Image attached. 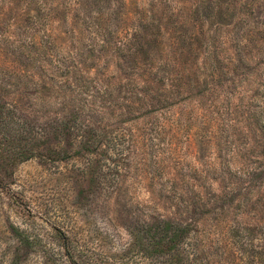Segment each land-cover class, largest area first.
Instances as JSON below:
<instances>
[{
  "label": "rangeland",
  "instance_id": "1",
  "mask_svg": "<svg viewBox=\"0 0 264 264\" xmlns=\"http://www.w3.org/2000/svg\"><path fill=\"white\" fill-rule=\"evenodd\" d=\"M47 1L58 9L51 13L53 22L37 33L22 1L0 0V102L30 124L46 127L44 145L60 153L66 150L69 156L61 158L44 147L22 161L0 160V264H70L63 235L70 239V249L91 255L99 264H147L129 246L132 226L151 213L193 225L184 245L187 264H264V184L257 187L263 180L256 186L248 178L236 184L227 180L225 186L227 149L228 154L249 157L261 150L256 144L264 139L251 116L258 105L254 96L264 83V24L236 50L237 40L243 39L238 22L245 15L239 2L231 20L234 32L225 33V0H213L222 18L211 19L210 31L204 23L203 39L215 55L210 64L225 72L231 125L237 113L241 121L230 131L233 138L225 143V129L218 135L199 129L195 139L153 137V115L140 116L145 105L134 95L115 90L103 100L93 90L78 103L72 98V93L80 97L77 90L58 88L48 78L67 68L72 49L78 50L75 63L82 68L79 61L87 43L51 41L49 27L61 37L58 33L65 36L70 21L74 24L64 12L73 2ZM88 2L92 9L97 5L96 0ZM257 8L253 6V14ZM171 20L162 21L165 30L170 31ZM95 63L92 58L84 65L93 68ZM74 108L79 120L101 132V144L92 152H77L80 144L73 134H56L50 128ZM19 143L13 135L0 140V155H10ZM209 184L218 198L208 199ZM196 193L202 200L193 197ZM230 196L234 199L229 204Z\"/></svg>",
  "mask_w": 264,
  "mask_h": 264
},
{
  "label": "trees",
  "instance_id": "2",
  "mask_svg": "<svg viewBox=\"0 0 264 264\" xmlns=\"http://www.w3.org/2000/svg\"><path fill=\"white\" fill-rule=\"evenodd\" d=\"M20 1L24 3L27 21L37 26V33L43 26L53 22L51 13L58 7H53L52 2ZM88 1L72 0L71 7L65 6V19L69 18L74 23L70 21L67 30L63 31L65 36L58 33L61 37H57L54 28L49 27V37L55 44L57 39L60 43L67 41L74 44V41L78 40L87 43L84 48L86 55H81L79 61L83 65L82 68L79 63H75L78 62V50L75 51L76 57L72 49L69 51L71 58L67 68L50 73L48 78L55 80L58 88L71 92L77 90L80 97L77 93H72V98L77 99L78 103L92 96L93 90L100 93L103 100L111 96L112 91L118 90L121 93L125 90L145 105L140 116L153 115L155 124L152 130L150 129L151 133L155 134L151 135L153 137L168 135L174 138V135H181L186 139H195L199 129L203 133L207 131L209 135L222 134L225 129V143L228 138H233L234 135L230 131L233 126H239L241 121L237 113L234 117L235 123L231 125L232 119L227 109L229 99L225 90V72L221 74L218 67L210 64L215 55L211 54L209 40L203 39L204 23L206 30L210 31L209 27L213 23L211 19L214 16L222 18L220 9L214 11L216 2L96 0L97 8L92 9ZM238 2L242 5L239 11L252 19L250 21L245 15L239 19L238 23L243 27V34L240 36L243 39L237 40L236 50L240 45L244 46L246 35H252L254 29L258 32V24H264V0H225V33L234 32L231 20ZM69 4L71 2L68 6ZM255 5L258 8L253 14ZM70 14L73 15L72 18ZM171 18L173 20L169 23L172 27L170 31L165 30V23L162 21ZM226 44L225 37V61L229 58ZM92 58L97 62L94 67H85V61ZM83 95L84 97H81ZM255 98L258 105L251 116L257 129L263 130L264 137V83L258 97L255 94L254 100ZM75 109H71L67 116L61 117L50 128H53L56 134H73L80 144L77 152H92L101 144V132L95 125L79 120ZM46 129L16 116L13 109L0 102V140H9L13 135L20 142L16 150L8 151L10 155H0V160L5 163L13 159L22 161L40 154L41 148L49 150L44 145L48 134ZM256 146L261 147V150L250 154L249 157L237 153L228 154L231 149H227L225 186H228L227 180L236 184L247 178L251 182L254 181L250 183L251 186H256L255 182L260 183L262 180L263 183L257 187L264 184V169H261L264 165V139L258 140ZM51 151L61 158L69 156L66 150L61 153L53 149ZM247 160L250 166H246ZM257 162L258 165L252 166ZM210 185V191L206 193L209 194L208 199L218 198L216 189ZM193 197L202 200L200 194L196 193ZM233 199L234 196H230L228 203ZM181 200L185 201L183 198ZM196 203L197 200H193V205ZM242 205L243 201L238 202L235 207L239 209ZM192 226L187 222L164 217L161 213H151L149 219L132 226L130 252L140 256L147 264H187L188 256L184 245L193 229ZM60 240L70 264H99L91 255L80 253L75 248L70 249L68 246L71 241L67 236H60Z\"/></svg>",
  "mask_w": 264,
  "mask_h": 264
}]
</instances>
